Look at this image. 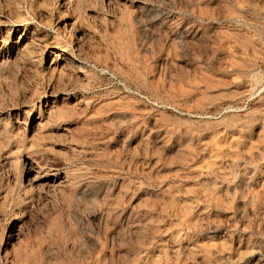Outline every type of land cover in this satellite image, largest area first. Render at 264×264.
<instances>
[{
	"label": "rangeland",
	"instance_id": "374dc122",
	"mask_svg": "<svg viewBox=\"0 0 264 264\" xmlns=\"http://www.w3.org/2000/svg\"><path fill=\"white\" fill-rule=\"evenodd\" d=\"M0 39V264H264V0H0Z\"/></svg>",
	"mask_w": 264,
	"mask_h": 264
},
{
	"label": "bare ground",
	"instance_id": "6f19581e",
	"mask_svg": "<svg viewBox=\"0 0 264 264\" xmlns=\"http://www.w3.org/2000/svg\"><path fill=\"white\" fill-rule=\"evenodd\" d=\"M68 10V9H67ZM31 15V14H30ZM32 18V17H31ZM33 19V18H32ZM8 20V19H7ZM35 20V19H34ZM10 21V20H9ZM12 21V20H11ZM32 22V21H31ZM12 23V22H11ZM27 23V22H26ZM6 24V23H4ZM10 24V23H9ZM32 27V26H31ZM18 28V27H17ZM15 30V29H14ZM36 30V29H35ZM35 34V33H34ZM33 34V35H34ZM57 34V33H56ZM30 35V34H29ZM36 35V34H35ZM54 35V34H53ZM33 37V36H32ZM31 38V36H30ZM60 38V36H59ZM34 39V38H33ZM63 39V38H62ZM1 40V39H0ZM61 40V39H60ZM27 41V40H26ZM39 41V40H37ZM62 41V40H61ZM64 41V40H63ZM33 42V41H32ZM65 42V41H64ZM36 43V42H35ZM61 43V42H60ZM63 43V42H62ZM77 43V42H76ZM75 43V44H76ZM24 44V43H23ZM38 44V43H37ZM36 44V45H37ZM68 44V43H67ZM2 45V44H1ZM30 45V44H29ZM39 45V44H38ZM52 45V44H51ZM42 46V45H41ZM44 47V46H43ZM76 47H77V44H76ZM1 48V47H0ZM36 48V47H35ZM80 48V47H79ZM59 49V48H58ZM77 49V48H76ZM34 50V49H33ZM43 50V49H42ZM79 50V49H78ZM15 51V50H14ZM40 51V49H39ZM74 52V51H73ZM13 53V51H12ZM37 53V52H35ZM9 54V53H8ZM74 54V53H73ZM77 55V54H76ZM34 56H37L34 55ZM83 56V55H82ZM81 56V57H82ZM7 59V58H6ZM34 59V58H32ZM80 60V59H79ZM76 57H74L71 53L70 54H67L66 53V50L65 49H61V50H57L55 52L52 53V58H51V62H49V65H57L56 63L58 62H63L65 65H69L71 67V70L74 72V73H79V74H82L84 72V68L82 67V62L79 61ZM82 60V59H81ZM35 62V61H33ZM8 63V62H7ZM7 65V64H6ZM16 65V64H15ZM39 65V64H38ZM38 67V66H36ZM54 67V66H53ZM92 67V66H91ZM40 69V66L38 67ZM54 68H57L56 66ZM53 68V69H54ZM37 69V68H36ZM47 69V68H46ZM84 69V70H83ZM44 70V69H43ZM50 70V69H49ZM38 71V70H37ZM52 71V69H51ZM51 73V72H50ZM58 73V72H57ZM56 76V75H55ZM74 76V75H73ZM75 77V76H74ZM253 79V78H252ZM77 80V79H76ZM80 81V80H79ZM64 82V80H63ZM56 84V83H55ZM64 84V83H63ZM74 84V82H73ZM79 84V83H78ZM77 84V85H78ZM260 84V83H259ZM65 85V84H64ZM75 85V84H74ZM73 86V85H72ZM57 87H61V86H57ZM71 87V86H70ZM255 87V86H254ZM263 87V86H262ZM76 88V87H75ZM58 89V88H57ZM56 89V91H57ZM61 89V88H60ZM73 89V87H72ZM71 88L69 89H64V91L61 93L62 95H65V96H68L70 95L71 92H74L72 91ZM78 89V88H77ZM49 91V90H48ZM56 92L54 91H51L48 95V97H55L56 96ZM40 99V98H39ZM64 100V99H63ZM53 103V101H51ZM82 102V98L80 99V97L76 100V103H81ZM25 103V102H24ZM34 104V103H33ZM40 104V103H39ZM21 105V104H20ZM25 105V104H24ZM78 105V104H77ZM36 106V105H35ZM38 106V105H37ZM51 106V105H50ZM18 107V106H17ZM54 107V106H53ZM37 108V107H36ZM81 107H79L80 109ZM48 109V108H47ZM78 109V110H79ZM84 109V108H83ZM244 109V108H243ZM28 110V109H27ZM59 108H55L54 110V113L58 114L59 112ZM82 111V110H81ZM43 112V111H42ZM85 112V111H84ZM243 112V111H242ZM64 113H67V110H65ZM82 114V113H81ZM25 115V114H24ZM80 116V115H78ZM31 117V116H30ZM40 118V117H39ZM77 118V117H76ZM34 119V118H33ZM29 121V120H28ZM58 123V122H57ZM65 125V124H64ZM61 126V125H60ZM46 127V126H45ZM49 127V126H48ZM36 128V126H35ZM46 129V128H45ZM10 130V129H9ZM25 131V130H23ZM13 132V131H12ZM69 134V133H68ZM67 141V140H66ZM130 141V140H129ZM57 143V142H56ZM64 143V141H63ZM12 148V147H11ZM15 148V147H14ZM9 151V150H8ZM7 151V152H8ZM13 151V150H12ZM10 152V151H9ZM70 153V152H69ZM27 157V156H26ZM52 158V157H51ZM39 158H32L30 161H29V164H28V168L26 170H28V174H31L30 178L32 181L36 180V179H42L44 178L45 176H47L48 178H52L49 181V187L51 188L52 191L58 193L57 195H62V196H65L70 194L72 192L73 189H71V184L70 183V180L69 178L66 176V173L64 171V169L60 168L63 164V162L61 163L62 165L60 167H54L52 169H45L43 166L44 165H40L38 163V160ZM65 160V158H64ZM58 161V160H57ZM60 163V162H59ZM69 163V162H68ZM35 164V166L33 165ZM43 164V163H42ZM65 164V163H64ZM60 165V164H59ZM68 165V164H67ZM56 166V165H55ZM58 166V165H57ZM52 167V166H51ZM67 167V166H66ZM47 168V167H46ZM46 178V177H45ZM44 178V179H45ZM31 181V182H32ZM43 184V183H42ZM28 188H31V185H27ZM37 186V184H36ZM27 188V187H26ZM36 189V188H35ZM47 192V191H46ZM48 193V192H47ZM45 197V196H44ZM59 197V196H58ZM70 197V196H68ZM38 200V199H37ZM76 200V199H75ZM57 203V202H56ZM36 205V204H35ZM45 205V204H44ZM47 205V204H46ZM60 207V206H59ZM56 208V207H55ZM51 223V222H50ZM55 224V223H54ZM69 224V223H68ZM56 225V224H55ZM103 226V225H102ZM43 227V225H42ZM11 230V236H16L17 235V232H18V229L14 228V227H11L10 228ZM42 230V229H41ZM22 232V231H21ZM20 234V233H19ZM37 235V234H36ZM9 236V234H8ZM7 236V237H8ZM38 237V236H37ZM23 244V243H22ZM24 245V244H23ZM23 247V246H22ZM6 250V249H5ZM11 250V249H10ZM2 257V256H1Z\"/></svg>",
	"mask_w": 264,
	"mask_h": 264
}]
</instances>
